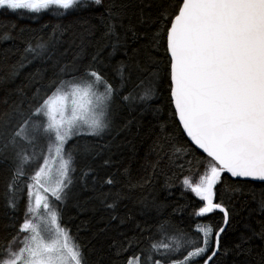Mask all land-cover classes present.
Returning a JSON list of instances; mask_svg holds the SVG:
<instances>
[{
  "label": "trees",
  "instance_id": "trees-1",
  "mask_svg": "<svg viewBox=\"0 0 264 264\" xmlns=\"http://www.w3.org/2000/svg\"><path fill=\"white\" fill-rule=\"evenodd\" d=\"M112 2L78 5L63 15L56 6L40 12L0 9V119L14 116L17 106L22 111L34 109L39 98L52 90V81L100 72L117 89L110 125L99 135L68 140L66 150L72 154L74 169L68 173L71 183L61 193L62 200L49 202L59 214L60 226L80 245L85 264H128L137 256L171 264L204 246L207 226L215 231L225 221L220 209L198 215L207 201L192 188L208 171L210 158L186 135L170 93L166 30L182 0H114V11L120 13L115 35L106 29L105 9ZM5 34L11 38L3 39ZM29 45L36 51H27ZM149 54L155 61L152 65L147 63ZM62 68L66 72L61 73ZM144 68L148 71H141ZM152 71L157 73L154 79L149 76ZM141 80L144 84L137 87ZM149 87L151 98L138 99ZM130 93L136 99L124 100ZM29 151L37 159L15 182V209L6 206L5 193L16 160L11 150L0 156V250L9 242L18 249L26 235L19 228L29 201L28 185L47 157V138ZM109 178L112 184L105 183ZM32 192L45 197L48 191ZM261 193L264 182L221 172L213 186V203H222L228 224L209 264H264V211L257 202ZM242 236L250 239L241 243ZM160 242L173 248L179 243L180 248L161 255L164 249H152ZM214 248L213 239L209 251L189 264H204Z\"/></svg>",
  "mask_w": 264,
  "mask_h": 264
},
{
  "label": "snow or ice",
  "instance_id": "snow-or-ice-1",
  "mask_svg": "<svg viewBox=\"0 0 264 264\" xmlns=\"http://www.w3.org/2000/svg\"><path fill=\"white\" fill-rule=\"evenodd\" d=\"M89 3L100 6L103 0H0V9L40 12L56 6L63 10L59 13L63 15L78 5L87 8ZM115 8L113 0L105 9L107 34L111 35H115L120 18ZM166 36L172 101L187 135L210 158L208 171L192 188L207 201L198 215L220 209L227 224V210L222 203H213V186L220 180L221 172L226 170L233 177L264 182V0H182ZM10 38L7 34L3 37ZM26 50L36 51L31 45ZM147 63H155L150 54ZM64 72L66 68L61 69ZM156 75L155 71L149 73L153 79ZM143 84L141 80L137 87ZM49 88L50 93L40 97L31 111H22L17 106L13 109L14 116L0 119V156L11 150L16 160L5 193L6 206L13 209L17 207L13 194L15 182L27 175L26 166L37 159L36 153L29 149L35 148L41 135L48 140L49 152L54 148L61 158L60 178L55 180L51 195L62 200L61 193L71 183L68 173L74 171L72 154H65L64 145L81 134L99 135L110 125V108L117 89L100 72L92 70L79 78L73 75L69 80L52 81ZM151 95L149 87L138 99L147 100ZM123 99L136 97L130 93ZM87 113L92 114L91 119L85 118ZM83 150L87 152L88 146ZM44 161L30 177L34 183L28 185L29 201L19 228L26 235L18 249L14 250L9 242L0 250V264H85L80 245L60 226L55 207L39 192H32L33 188L43 187L42 181L51 179V170L45 171L48 158ZM105 183L113 181L109 178ZM253 199L256 200L255 193ZM257 202L264 211V193ZM203 231L204 246L195 247L182 260L171 264H189L193 258L202 257L214 239L216 247L204 260V264H209L217 254L219 238L225 229L220 227L214 231L209 225ZM248 239L242 236L241 243ZM179 248V243L175 248L164 242L152 245L157 252ZM135 260L140 264V257ZM146 261L162 264L161 260L153 261L151 256Z\"/></svg>",
  "mask_w": 264,
  "mask_h": 264
},
{
  "label": "rangeland",
  "instance_id": "rangeland-1",
  "mask_svg": "<svg viewBox=\"0 0 264 264\" xmlns=\"http://www.w3.org/2000/svg\"><path fill=\"white\" fill-rule=\"evenodd\" d=\"M85 118L86 119H91L92 118V114L91 113H87ZM44 119H47V118H44ZM84 127H85V130H87V126L85 125ZM42 137H44V135H41L37 139L35 148L38 146V144L41 141ZM66 145H67V143L64 145L65 154L70 153L69 151L66 150ZM47 158H48V167L45 169V171L47 172V171H49V169L51 170V179H49L47 181H42L43 182L42 189L44 188V189H46L48 191V192H46V195H44L43 192H42V194H43V196H45L44 197L45 199H47L48 201H50V202H52L54 204V202L57 199L51 195V192H52V189L55 188V180L60 178L59 177V170H60V159L61 158H60V156L56 155L54 148L52 149L51 153L48 151ZM65 158H66V155H65ZM65 182H67V180H65ZM35 222L36 221H33V223H35ZM46 222L50 223V221H46ZM20 246H21V244H20ZM164 253H171V252L165 250ZM153 259L154 258L152 257V260ZM129 261H131L132 264H136L135 257L131 258ZM149 262L150 261H146L145 258L140 257V264H148ZM128 264H129V262H128Z\"/></svg>",
  "mask_w": 264,
  "mask_h": 264
},
{
  "label": "water",
  "instance_id": "water-1",
  "mask_svg": "<svg viewBox=\"0 0 264 264\" xmlns=\"http://www.w3.org/2000/svg\"><path fill=\"white\" fill-rule=\"evenodd\" d=\"M174 104V103H173ZM175 107V106H174ZM176 110V109H175ZM176 114H177V112H176ZM177 117H178V120L180 121V119H179V116H178V114H177ZM180 123H181V125H182V122L180 121ZM182 127H183V125H182ZM184 129V128H183ZM184 131H185V133H186V135H187V132H186V130L184 129ZM188 136V135H187ZM188 138L191 140V138L188 136ZM191 142L195 145V146H197L196 144H195V142H193L192 140H191ZM198 147V146H197ZM199 148V147H198ZM200 149V148H199ZM201 151H203V149H200ZM204 152V151H203ZM205 153V152H204ZM226 171V170H225ZM227 172V171H226ZM228 173V172H227ZM228 174H230V173H228ZM231 175V174H230ZM233 177V176H232ZM233 178H240V179H249V180H252L251 178H241V177H233ZM258 182H261V181H258ZM227 224H228V222H227ZM227 224H225V222H224V224H223V228H226V226H227ZM220 239V238H219ZM216 247V246H215Z\"/></svg>",
  "mask_w": 264,
  "mask_h": 264
}]
</instances>
